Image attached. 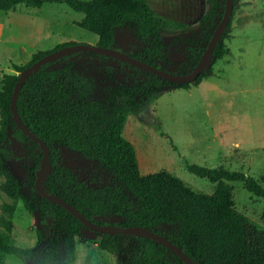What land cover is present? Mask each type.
<instances>
[{
  "label": "trees",
  "instance_id": "1",
  "mask_svg": "<svg viewBox=\"0 0 264 264\" xmlns=\"http://www.w3.org/2000/svg\"><path fill=\"white\" fill-rule=\"evenodd\" d=\"M206 1L208 7L198 17L197 30L186 37L185 57L173 70L165 59L162 32L167 28L185 31L189 27L158 14L146 0H0V11L39 7L44 2L64 3L82 14L73 23L94 33L96 45L114 49L116 28L126 27L141 46L136 51H120L164 71L183 74L201 57L222 13L224 0ZM234 4L232 0L229 20L214 45L210 62L221 59L228 51L224 40L229 37ZM72 44L68 41L52 49H37L27 61L11 62L12 71L0 76V190L12 199V203H2L1 208L10 215L20 200L28 212L38 216L34 247H17L7 234L0 233V264L8 254L27 264H72L75 237L86 230L68 211L35 193L33 180L41 163V149L15 127L9 111L18 73L44 54ZM84 55L130 66L101 54L70 53L30 73L16 97L21 122L48 147V165L39 181L42 189L70 203L95 224L150 229L195 264H264V229L234 208L228 182H241L246 191L263 199L264 185L239 171L197 164H189L186 169L213 182L210 193L193 190L165 170L140 174L134 147L121 133L128 113H139L164 87L196 86L207 77L208 68L190 82L176 83L131 66L139 74L132 83L124 84L111 77L109 83L97 84L89 77L72 74L75 61ZM55 61L60 65L50 68ZM13 140L24 143L27 162L14 152ZM67 151L89 162L83 176L68 168L63 155ZM14 164L22 168V181L12 171ZM4 226L9 231V223ZM97 234L98 247L114 254L115 264H183L175 254L145 236ZM39 242L43 247H38Z\"/></svg>",
  "mask_w": 264,
  "mask_h": 264
},
{
  "label": "rangeland",
  "instance_id": "2",
  "mask_svg": "<svg viewBox=\"0 0 264 264\" xmlns=\"http://www.w3.org/2000/svg\"><path fill=\"white\" fill-rule=\"evenodd\" d=\"M146 2L163 17L184 22L189 27L185 31L167 28L162 32L165 59L169 69L173 70L185 57L186 37L197 30L198 17L206 11L207 1ZM234 5L229 37L224 40L228 51L221 59L207 62V77L196 86L164 87L139 113H128L121 133L134 147L140 174L165 170L193 190L210 193L214 183L186 169L189 164H197L239 171L264 185V0H235ZM21 9L45 17L53 32L71 38L74 43L95 44L94 34L73 23L81 19L82 14L64 3L44 2L39 7L22 6ZM140 46L126 27L116 28L114 49L136 51ZM29 58L30 54L15 60L16 56L0 52V76L12 71L11 62L23 63ZM59 65L60 62L55 61L49 67ZM72 74L89 77L97 84L109 83L111 77L129 84L139 77L131 66L86 55L75 61ZM12 148L27 162L23 142L13 140ZM63 155L68 168L83 176L89 162L72 152ZM14 165L12 171L22 181V168ZM2 179L0 175V182ZM228 184L234 208L264 229V199L246 191L241 182L230 181ZM2 203H12V199L0 190V233L7 234L17 247H34L37 214L28 212L17 200L9 215L2 210ZM7 222L9 231L4 226ZM98 239L97 232L87 229L82 236H76L72 264H115L116 256L101 250ZM38 247H43V243L39 242ZM3 264L27 263L8 254L4 256Z\"/></svg>",
  "mask_w": 264,
  "mask_h": 264
},
{
  "label": "water",
  "instance_id": "3",
  "mask_svg": "<svg viewBox=\"0 0 264 264\" xmlns=\"http://www.w3.org/2000/svg\"><path fill=\"white\" fill-rule=\"evenodd\" d=\"M231 5L232 0H224L223 2V9L221 16L216 23L214 29L212 30L210 37L208 39V42L201 54V57L197 61V63L194 65V67L187 73L183 74H177L169 71H164L162 69L156 68L148 63L136 60L126 53L112 48H106L101 47L99 45H89V44H83V43H74L72 45H67L64 47H61L59 49H56L54 51H51L49 53L44 54L37 60L33 61L29 66L22 69L21 72L18 73V77L13 85L11 95L9 98V111L11 114V118L13 120V123L15 124V127L19 129L24 135H26L28 138H30L32 141L38 144V146L41 149V163L37 170V175L34 177L33 180V188L36 194L39 196L56 203L66 211H68L73 217H75L87 230H90L92 232L97 233H118V234H136V235H142L147 238L153 239L156 242L160 243L163 247H165L167 250L175 254L178 259L183 262V264H195L186 254H184L183 251H181L177 246H175L173 243H171L168 239H166L164 236L155 233L151 231L150 229H147L142 226H115V225H100L95 224L88 219H86L74 206H72L70 203L66 202L62 198L49 194L39 184V181L41 178L45 176L44 167L47 166V159H48V147L44 143L42 139L37 137L33 132H31L20 120L17 111H16V97L18 94V91L26 79V77L35 71L38 67L41 65L57 59L63 55H67L74 52H91L95 54H101L108 56L110 58L128 63L130 66L148 71L153 73L159 78L166 79L168 81H173L176 83H183V82H190L192 81L197 74H199L203 69H205V66L207 62L210 60L211 52L214 48V45L216 44L217 40L220 37L221 32L223 31L225 25L227 24L231 12Z\"/></svg>",
  "mask_w": 264,
  "mask_h": 264
},
{
  "label": "crops",
  "instance_id": "4",
  "mask_svg": "<svg viewBox=\"0 0 264 264\" xmlns=\"http://www.w3.org/2000/svg\"><path fill=\"white\" fill-rule=\"evenodd\" d=\"M21 8L1 11V53L12 57L16 56L15 60H19L24 59L37 49L48 50L56 44L72 41L71 38H65L59 33L53 32L49 20L45 17Z\"/></svg>",
  "mask_w": 264,
  "mask_h": 264
}]
</instances>
